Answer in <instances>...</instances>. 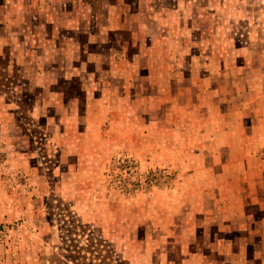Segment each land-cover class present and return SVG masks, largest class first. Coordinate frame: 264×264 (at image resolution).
Returning <instances> with one entry per match:
<instances>
[{
    "label": "rangeland",
    "instance_id": "rangeland-1",
    "mask_svg": "<svg viewBox=\"0 0 264 264\" xmlns=\"http://www.w3.org/2000/svg\"><path fill=\"white\" fill-rule=\"evenodd\" d=\"M256 186L264 0H0V264H264Z\"/></svg>",
    "mask_w": 264,
    "mask_h": 264
},
{
    "label": "crops",
    "instance_id": "crops-1",
    "mask_svg": "<svg viewBox=\"0 0 264 264\" xmlns=\"http://www.w3.org/2000/svg\"><path fill=\"white\" fill-rule=\"evenodd\" d=\"M255 188H262L264 190V187H261V186H256ZM249 234V233H248Z\"/></svg>",
    "mask_w": 264,
    "mask_h": 264
}]
</instances>
